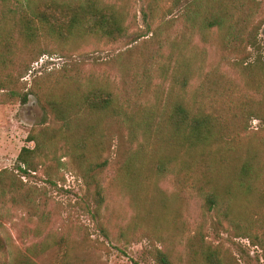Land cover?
Listing matches in <instances>:
<instances>
[{"label": "rangeland", "instance_id": "obj_1", "mask_svg": "<svg viewBox=\"0 0 264 264\" xmlns=\"http://www.w3.org/2000/svg\"><path fill=\"white\" fill-rule=\"evenodd\" d=\"M243 1L244 9L254 12L252 24L258 26V45L247 48L246 62L254 71V86H248L246 78L241 76L238 80L245 94L251 92L247 105L258 117L245 119L239 125L238 121L230 123L233 131L226 137L236 139L238 152L224 157L226 162L221 171L215 172L218 188L213 190L218 192L226 189L222 187L236 176L247 158L253 157L254 169L264 164V79L258 75L264 69V0ZM101 2L112 4L123 15L125 33L115 41L86 38L78 43H66L40 38L24 45L21 40H14L13 81L20 94L27 95L22 103L19 100L0 103V170L16 168L21 148L33 146L27 141L31 130L55 127L35 92L47 100L60 99L66 94H82L91 86H103L120 101L126 97L135 101L131 105L134 109L151 112L155 98L168 87L171 59L178 56L179 49L204 46L205 69L236 80L232 62L240 56L222 52L216 46L215 35L210 37L211 44L202 43L195 36L191 38L177 18L182 3L169 10L167 0H157L155 15L149 19L143 15L149 0ZM102 127L106 136L102 158L109 163L98 176L103 194L99 215L92 214L96 203L92 194H87L68 157L62 159L64 165L53 171L52 183L45 167H41L22 180L30 187L47 191V221L36 236L32 230L35 222L28 213L9 209L8 217L1 221V235L9 239L11 254L51 235L69 241L72 264H155L149 252L154 247L166 251L174 264H183L180 257L185 239L200 227L203 239L237 264H264L262 177L252 188H237L239 194L232 200V214L239 216L246 211L250 219L236 217L237 225L233 226L209 212L193 189L178 188L170 175L154 174L153 161L160 152L161 141L133 138L130 124L112 116L106 117ZM171 151H164L161 156ZM139 158L141 164L132 166ZM123 164H128L131 170L138 169L139 173V184L134 183L127 190L114 185ZM248 223L253 229L244 233ZM243 233L249 236L244 237ZM61 253L62 248L53 247L38 253L34 260L38 264H57Z\"/></svg>", "mask_w": 264, "mask_h": 264}, {"label": "trees", "instance_id": "obj_2", "mask_svg": "<svg viewBox=\"0 0 264 264\" xmlns=\"http://www.w3.org/2000/svg\"><path fill=\"white\" fill-rule=\"evenodd\" d=\"M167 1L169 10L182 3L177 18L191 38L195 36L200 42L211 44L210 37L215 35L216 46L222 52L239 55L232 62L236 80L243 77L248 86H254L255 74L246 59L247 48L258 45V26L252 24L254 12L244 9L243 0ZM156 5L157 0H149L143 15L153 18ZM124 33L122 13L101 0H0V103L26 100L27 94H20L13 81L15 39L24 45L40 38L66 43H78L86 38L115 41ZM205 48L179 49L178 56L171 59L172 66L168 64V87L155 98L151 112L134 109L131 105L135 101L127 97L120 101L103 86H91L82 94H66L60 99L47 100L34 93L55 127L31 130L27 141L33 146L21 148L16 168L0 170V264H38L34 257L53 247L62 248L57 264H72L70 243L65 237L46 235L11 254L9 239L1 235V221L8 217L9 209H22L35 222L34 235L40 234L47 221V191L28 186L22 177L45 167L52 183V173L65 164L64 157L74 165L87 194H92L96 203L92 214L99 215L103 194L98 176L109 163L102 158L106 142L102 123L107 116L130 124L135 139L161 141L160 152L153 161L156 176L170 175L178 188L193 189L209 212L233 226L237 225L236 217L250 219L246 211L234 216L231 203L239 194L237 188H252L257 180L264 179V164L254 169L253 157H249L236 176L222 187L226 189L218 192L213 188H218L215 172L221 171L226 162L224 157L238 152L236 139L226 137L233 131L230 123L238 121L239 125L258 114L247 105L251 92L245 94L239 80L223 74L217 76L205 69ZM258 75L264 79V69ZM171 149L170 154L161 156ZM139 161L140 158L136 159L132 166L135 163L139 166ZM134 183L139 184L138 169L131 170L128 164H123L114 185L127 190ZM244 229L243 232L251 233L253 227L248 223ZM244 233L241 235L249 236ZM183 248L180 257L183 264H237L217 246L206 242L200 227L185 239ZM149 252L155 264H174L170 255L158 247Z\"/></svg>", "mask_w": 264, "mask_h": 264}]
</instances>
